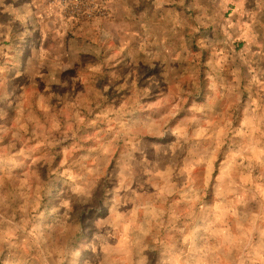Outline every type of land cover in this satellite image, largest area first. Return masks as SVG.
I'll use <instances>...</instances> for the list:
<instances>
[{
  "label": "rangeland",
  "instance_id": "obj_1",
  "mask_svg": "<svg viewBox=\"0 0 264 264\" xmlns=\"http://www.w3.org/2000/svg\"><path fill=\"white\" fill-rule=\"evenodd\" d=\"M87 1L0 0V264H264V0Z\"/></svg>",
  "mask_w": 264,
  "mask_h": 264
},
{
  "label": "built area",
  "instance_id": "obj_2",
  "mask_svg": "<svg viewBox=\"0 0 264 264\" xmlns=\"http://www.w3.org/2000/svg\"><path fill=\"white\" fill-rule=\"evenodd\" d=\"M56 2L63 6L64 11L72 16L85 18L93 13H103V9L97 11L87 0H56Z\"/></svg>",
  "mask_w": 264,
  "mask_h": 264
},
{
  "label": "crops",
  "instance_id": "obj_3",
  "mask_svg": "<svg viewBox=\"0 0 264 264\" xmlns=\"http://www.w3.org/2000/svg\"><path fill=\"white\" fill-rule=\"evenodd\" d=\"M115 1V0H114ZM110 2V1H109ZM109 2H107V4H109ZM109 7H110V4H109Z\"/></svg>",
  "mask_w": 264,
  "mask_h": 264
}]
</instances>
